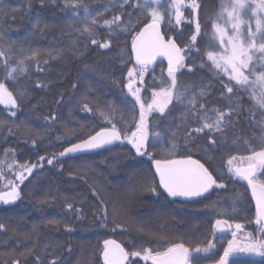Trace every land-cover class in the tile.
<instances>
[{"label":"trees","instance_id":"obj_1","mask_svg":"<svg viewBox=\"0 0 264 264\" xmlns=\"http://www.w3.org/2000/svg\"><path fill=\"white\" fill-rule=\"evenodd\" d=\"M73 2L80 7H65L66 0H0V50L8 53L9 67H15L24 54L40 52L39 63L28 62L26 74H14L18 75L17 80L5 79V57H0V82L6 83L18 98L16 109L0 104V160H4L5 151H12L18 163L37 164L19 184L20 198L8 205L0 202V224L4 225L0 229V264H103L104 240H115L130 252L156 248L158 242L149 232L191 249L206 247L211 241L215 248L207 255L201 252L198 258L194 256L193 264H215L229 238L215 234L216 220L240 223L248 231L255 224L247 182L228 171L227 161L232 156L250 155L249 145L260 150L261 128L257 122L264 115V110L255 106L243 90L227 93L228 77L222 72L217 75L207 59L206 52L216 50L210 42L211 21L219 11L220 0H197L201 33L194 46L191 37L195 25L191 17L186 15L187 20L178 26L174 9L171 23L168 22L171 0H160L159 5L151 6L165 14L161 23L165 38L173 39L184 50L186 67L177 73L180 87H188V95H195L198 104L203 103L207 109L227 111L230 95L232 101L242 102V110L233 113L232 124L223 130V135L205 134V130L194 133L186 145L185 132L200 125L186 113L187 100L183 104L174 100L165 114L154 112L148 118L149 132L163 134L158 141L160 148H148L152 159L138 155L123 142L100 152L56 161L64 148L88 138L101 127L111 126L100 116L101 110L116 109L114 122L122 133L125 126L135 130L133 106L135 118L139 119L138 104L126 85L128 70L136 66L132 38L147 20L142 18L130 31L121 30L129 13L134 14L135 24L141 10L131 5L137 0H130L123 8V0ZM114 15L121 16L120 28L103 24ZM93 17L99 21L95 27L98 44H92L91 39L77 31ZM254 24L253 20V28ZM104 42H110V47H99ZM59 50L63 52L57 58L47 54L51 51L55 56ZM161 76L169 79L162 60L149 66L143 84L137 82L142 98L147 99L150 91L161 86ZM234 84L232 81L230 86ZM202 89L205 95L200 96ZM22 90L24 95H20ZM84 97L93 111L83 110ZM11 111H16V116H11ZM121 114L124 121L120 120ZM173 131L179 132L178 148L168 158L191 156L199 160L217 184L225 185L223 188L215 185L207 197L194 202L171 200L161 191L153 160L163 158L162 149ZM153 142L157 141L150 135L149 144ZM48 159L53 163L48 164ZM257 179L264 182V172H258ZM148 186H155L156 192L146 190ZM3 187L0 180V188ZM140 225L145 227L144 233L138 230ZM130 261L150 264L140 258ZM230 264H264V257H234Z\"/></svg>","mask_w":264,"mask_h":264},{"label":"snow or ice","instance_id":"obj_2","mask_svg":"<svg viewBox=\"0 0 264 264\" xmlns=\"http://www.w3.org/2000/svg\"><path fill=\"white\" fill-rule=\"evenodd\" d=\"M125 4H130V0H123L121 8ZM152 4L159 5L160 0H144L143 4L137 0L136 4L131 7L139 8L141 11L135 17V24L132 23L133 13L128 14V22L124 24L121 30L130 31L136 24L141 22V19L147 20L143 28L138 31L132 38L131 49L135 56V65L128 70V83L126 85L128 92L135 99V103L139 105V119L135 118L134 107L132 111V122L135 125V130H130L125 126V130L121 131L116 125V109L110 107L108 112L100 111V116L110 124V127H101L94 135L88 136L87 139H82L79 143H74L70 147L65 148L59 153L64 156L67 153H76L82 150L98 149L105 145H111L116 141L123 143L127 141L135 149L140 156L147 155L152 159V153L148 151L149 147L160 148L158 142L162 139L161 132H149L148 116L150 113L159 112L165 114L166 109L175 100L183 104L187 100L186 113L194 116L199 123V127L191 129L184 134L185 144L187 145L193 139V134H205L219 132L223 135V130L232 124L233 113L239 114L242 110V102L237 99L232 101L231 95L228 97L231 101L227 111L220 109H207L203 103H199L195 95L189 96L190 89L188 87H180L177 80V73L186 67L184 50L177 46L176 42L161 33V23L165 20V14L158 11ZM65 7L78 8L79 3H74L73 0H66ZM185 7L184 0H171L168 10V22L171 23L172 11L174 9L176 23L179 24L183 19L182 8ZM190 7L193 10L199 9L200 5L196 0H191ZM85 12L88 11L85 6ZM15 11V10H14ZM253 20L255 22L253 28ZM121 16L114 15L111 20L105 19L103 24L109 28L116 25L120 28ZM99 21L93 17L90 22L86 23L83 28L77 29L82 36H87L91 39L92 44H98L95 38V27ZM212 33L210 42L215 51H207L206 56L213 70L219 75L223 73L228 77L229 84H226L227 93L234 94V89L243 90L253 101L255 106L264 110V0H220L219 11L211 21ZM201 33V25L199 20L195 24V34L191 37L192 45L197 41V36ZM218 42V47H217ZM101 48H109L110 42L99 44ZM63 50H59L53 55V52H48V56L57 58L62 54ZM39 51H32L29 54H24L22 58L16 61L15 67H9L10 57L6 51L0 50V57H5L4 67L6 69V80H17L16 73L26 74L28 72L29 63L35 61L39 63ZM157 57H166L168 62L167 76L165 80L163 76L160 78V87L153 89L151 99L147 100L141 96V87H137V82L144 83L145 73L148 71ZM257 69H260L259 71ZM192 69L189 67L188 69ZM235 81L234 85L231 82ZM39 86V84L37 85ZM20 95H24V90ZM205 95L203 89L200 96ZM17 96L8 89L6 83L0 82V104L8 106L10 109H16ZM88 98L84 97L82 104L83 110L93 111L87 102ZM252 112V109H249ZM11 116H16V111H11ZM254 119V116L251 117ZM54 119V117H53ZM120 120L124 121L123 114L120 115ZM261 128V135L258 138L260 150H255L249 145L250 155L237 158L232 156L228 159V171L234 176L242 180H246L251 187L252 196L256 202V224L260 225L258 235L247 233L245 241L241 243L237 237V232L243 227L240 223L235 224L236 231L232 232V239L228 241L227 246L223 249V254L215 264H230V257L236 253L254 254L264 257V182L257 179L258 172H264V115L258 121ZM126 125V122H125ZM130 132V134H129ZM178 131L171 133V138L165 142L162 149L161 159H154L155 173L159 176V186L167 193L169 197H198L207 193L214 185L223 188L225 185L217 184L208 168L199 160L192 159L191 156L183 159H171L175 154L178 145L176 137ZM153 136L157 142L149 144V136ZM211 144H215L214 139H210ZM35 144V140L32 141ZM245 143H248L247 141ZM5 159L0 160V180L4 181V187L0 188V202L4 205L14 203L20 198L19 183H23L27 178L25 172L32 174L33 169L37 164H19L14 158L9 161V152L5 151ZM44 158L41 157V160ZM48 164H52L53 160L48 159ZM5 169L8 171L6 172ZM148 191L156 192L155 186H148ZM68 208H72L69 204ZM105 219L107 213L105 211ZM49 223H53L50 221ZM229 228L232 225L227 220H216L214 228L223 230L222 226ZM4 225L0 224V229ZM138 230L141 233L145 232V227L140 225ZM158 243L156 248L148 247L141 248L135 251H127L120 243L115 240H104L102 257L103 264H132L130 257H140L145 262L150 264H193V258L199 257L203 252L208 254L215 245L207 242L206 247H196L191 249L183 243H172L168 241L167 236L159 233H148ZM39 259V258H37ZM14 264H19L15 261ZM52 264H56L55 261Z\"/></svg>","mask_w":264,"mask_h":264},{"label":"water","instance_id":"obj_3","mask_svg":"<svg viewBox=\"0 0 264 264\" xmlns=\"http://www.w3.org/2000/svg\"><path fill=\"white\" fill-rule=\"evenodd\" d=\"M161 33H162V31H161ZM162 34H163V33H162ZM176 44H177V43H176ZM177 46H178V45H177ZM178 47H179V46H178ZM132 53H133V52H132ZM133 56H134V54H133ZM134 59H135V56H134ZM160 60L164 61V62L166 63V65H167V67H168V62H167V58H166V57H157L156 60L154 61V63H156V62H158V61H160ZM154 63H153V64H154ZM93 135H94V134H93ZM86 139H87V138H86ZM77 143H79V142H77ZM119 144H121V142H120V141H116V142H114V143L111 144V145H105V146H103V147H101V148H98V149L82 150V151H79V152H76V153H67V154H65L64 156H60V155H58L57 157H55V160H56V161H61V160H65V159H68V158H73V157H78V156L88 155V154H92V153H96V152H100V151H103V150H107V149L113 148V147H115V146H117V145H119ZM70 146H71V145H70ZM70 146H68V147H70ZM68 147H66V148H68ZM64 149H65V148H64ZM64 149H63L61 152H63ZM181 159H183V158H181ZM192 159H194V158H192ZM195 160H196V159H195ZM153 171H154V173H155V166H154V164H153ZM155 176H156L157 181H158V184H159V176H158V174L155 173ZM159 187H160V186H159ZM214 187H215V185H214L211 189H209V191H208L207 193H204L202 196L191 197V198H185V197H169V196L167 195V193L163 190L162 187H160V189H161V191H162L166 196H168L171 200H176V201H181V202H194V201H198V200H201V199L207 197V196L212 192V190L214 189ZM247 187H248V191H249L250 198H251L252 203H253V205H254L255 218H256V202H255V199H254L253 196H252V190H251V187L248 185V183H247ZM222 228H223V230L215 229V233H217V234H219V235H222V234L227 230V226H226V225H225V226H222ZM101 258H102V262H103V257H102V255H101Z\"/></svg>","mask_w":264,"mask_h":264},{"label":"rangeland","instance_id":"obj_4","mask_svg":"<svg viewBox=\"0 0 264 264\" xmlns=\"http://www.w3.org/2000/svg\"><path fill=\"white\" fill-rule=\"evenodd\" d=\"M196 2H197V0H196ZM184 3H185V7H183L182 8V11H183V19L181 20V22L179 23V24H177L176 23V20H175V23H176V25H178V26H180L181 25V23L183 22V21H185V20H187V17L189 16V17H191L192 18V20H193V23H194V25L196 24V20H197V12H198V9H196V10H193L191 7H190V5H191V0H184ZM184 11H185V14H184ZM186 15H188V16H186ZM174 18H175V14H174ZM135 67H138V66H135ZM149 70V69H148ZM148 72V71H147ZM146 72V73H147ZM146 73H145V75H146ZM145 77V76H144ZM128 75H127V82H128ZM153 91V90H152ZM152 91H150V93H149V97L147 98V100H150L151 99V93H152ZM129 95L131 96V94L129 93ZM132 97V96H131ZM133 99H134V97H132ZM135 100V99H134ZM138 107H139V105H138ZM154 113V112H153ZM157 113H159V112H157ZM150 114H152V113H150ZM150 114H149V116H150ZM149 116H148V118H149ZM124 142H126L127 143V141H124ZM128 144V143H127ZM129 145H131V144H129ZM132 146V145H131ZM15 157V154L12 152V151H10L9 152V161L8 162H11V159L12 158H14ZM4 159H5V157H4ZM15 159V158H14ZM20 164V163H19ZM5 171L7 172L8 170L7 169H5ZM28 175V173L27 172H25V176H27ZM257 176H258V173H257ZM244 181H246V180H244ZM4 182V181H3ZM247 182V181H246ZM17 183L18 184H20L19 183V181H17ZM2 203V202H1ZM255 229H259L258 228V225H256L255 224ZM253 230H254V228H253ZM230 231V235H229V238H228V241L229 240H231L232 239V232L233 231H236V229H235V225H232V228L229 230ZM247 233H252V232H249L248 230H245V228H244V226L242 227V229L240 230V231H238L237 232V237H238V239L240 240V242L241 243H243V242H246L245 241V237H246V234ZM258 233H259V230H258V232H257V234L256 235H258ZM255 236V235H254ZM228 241H227V243H228ZM226 243V244H227ZM227 246V245H226ZM244 254H247V253H236V254H234V255H232L231 257H230V260L232 259V258H234V257H237V256H240V255H244ZM135 258H140V257H130V260L131 259H135ZM142 261H144L142 258H140ZM145 262V261H144ZM146 263H150V262H146Z\"/></svg>","mask_w":264,"mask_h":264},{"label":"flooded vegetation","instance_id":"obj_5","mask_svg":"<svg viewBox=\"0 0 264 264\" xmlns=\"http://www.w3.org/2000/svg\"><path fill=\"white\" fill-rule=\"evenodd\" d=\"M231 224V223H230ZM255 224H256V222H255ZM255 224L253 225V228H254V230H251V231H249V232H252V234L253 235H256L257 234V232H258V230L259 229H255ZM231 225H233V224H231ZM257 225V224H256ZM232 228V227H231ZM231 228H229V227H227V230L222 234V235H219V234H217V233H215L217 236H225V235H227V237H229V235H230V229ZM258 228H260V225H258ZM215 231V230H214ZM237 257H245V258H258V259H261V258H263V257H261V256H259V255H254V254H244V255H240V256H237Z\"/></svg>","mask_w":264,"mask_h":264}]
</instances>
